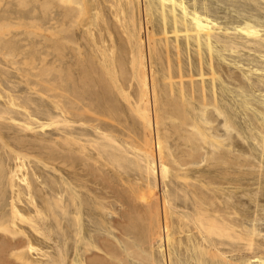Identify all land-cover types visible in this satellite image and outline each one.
Masks as SVG:
<instances>
[{
	"label": "bare ground",
	"instance_id": "bare-ground-1",
	"mask_svg": "<svg viewBox=\"0 0 264 264\" xmlns=\"http://www.w3.org/2000/svg\"><path fill=\"white\" fill-rule=\"evenodd\" d=\"M37 1L48 65H18L0 35V264H264V66L217 53L264 56V27L207 15L228 2L247 19L257 1ZM61 237L56 253L34 243Z\"/></svg>",
	"mask_w": 264,
	"mask_h": 264
},
{
	"label": "rangeland",
	"instance_id": "rangeland-1",
	"mask_svg": "<svg viewBox=\"0 0 264 264\" xmlns=\"http://www.w3.org/2000/svg\"><path fill=\"white\" fill-rule=\"evenodd\" d=\"M256 1H257L256 4L259 7L260 12L258 13L257 9L248 10V13H251V16H247L248 20L241 19V18L239 19V16L243 13V11L235 8V6H233L231 3H228V2L220 3L221 11H217L215 13L208 11L207 15L213 18L214 21H217L218 24L221 26L232 27L236 23H243L244 21H251L254 23L258 22L262 24L264 27V0H256ZM191 2H192L191 0H186V4L188 5V8H191ZM205 2L206 0H198L197 3L198 5L202 7L206 5ZM249 6L251 5L249 4ZM201 7H199L198 9H201ZM42 13L43 14L45 13V15L49 17L50 7H47L45 11L41 12L39 3L37 0H0V15L1 14L5 15L7 22L9 23L11 22L9 25H5L0 28V35L4 38L11 37L13 43L10 46V48L15 53V57L13 59L14 60L17 59L18 65L24 68L32 67L31 68L32 71H39L40 68L42 69L44 68L42 64H45V66L49 64V62H46V60H49L50 58V55H49L50 47L48 46V44L50 43L49 38L51 34H50L49 29L43 31L38 25L40 24L39 19ZM47 25L48 23H43L41 27H47ZM229 30H231V28H229ZM43 32H46V35H42ZM261 33H264V30H262ZM41 35L42 37H40ZM230 35L233 36L234 34H230ZM236 39L242 41V39H239V38H236ZM252 43L253 42H246V44L250 45V47L252 48L246 49L242 47L239 50V52H228L227 50L220 51V49L217 50V53L222 52L225 57V58H221V63L225 67L230 68L231 70L238 69L241 71H248L247 66H251V65L264 66V56H261V52L253 49L254 46ZM192 47L193 46H191V49ZM262 53H264V51H262ZM41 57L44 58V61L41 60ZM182 59H184L183 61L185 62V65L188 66V62L190 61H188L187 54L184 53V55L182 56ZM11 61H12L11 58L3 57L0 55V62L2 64L4 63L3 65L7 66V68H9L10 70H14L13 65L11 64ZM21 61L24 63H22ZM12 73L14 74V72ZM246 73L252 76L253 80L261 76V75H257L256 73H251V72H246ZM14 75L17 76L16 73ZM227 84L228 86H231V92L227 91L224 93L225 97L223 98V101H224L223 103L226 104L228 108V112L230 113L232 120L235 122L237 130H239L240 135L243 136V137L240 136L241 139H243V141L247 144V142H250V139L247 137V134H246L247 114L242 110L239 104L245 92H242L243 94H237L239 93L237 90H240V89H237L234 83L232 82H228ZM217 91L219 92V90ZM263 92L264 91H259V90H254V91L252 90V92H250L252 100H253L252 102H254V104L252 105L253 107L257 103L264 105V95H262ZM168 186H170V184H168ZM231 190L234 191L233 188ZM239 192L237 191L238 194H240ZM180 207L183 208L181 210H187V207H184L182 205H180ZM65 237L64 238L61 237V239L57 238L55 239L53 243L51 242V244L49 242L42 243L38 241L34 243L40 246L41 248H43V250L48 249L47 251H50V252L52 251L51 253H56V251L60 247H64L66 241H68ZM35 257H37L35 261H37L38 263L41 260L42 264L44 263L52 264V262H48L49 258H46L44 256L42 257L41 255H38V256L35 255L33 258ZM68 258L69 256L65 258L63 264H70ZM44 259H46V261ZM9 260L13 261L15 264H21L20 261H18L13 255L9 256ZM53 264H61V263L54 260Z\"/></svg>",
	"mask_w": 264,
	"mask_h": 264
}]
</instances>
